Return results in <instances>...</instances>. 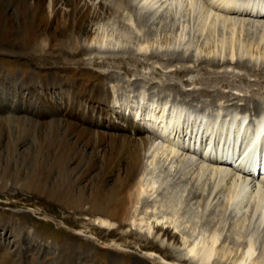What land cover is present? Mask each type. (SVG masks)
I'll return each mask as SVG.
<instances>
[{
    "label": "bare ground",
    "instance_id": "bare-ground-1",
    "mask_svg": "<svg viewBox=\"0 0 264 264\" xmlns=\"http://www.w3.org/2000/svg\"><path fill=\"white\" fill-rule=\"evenodd\" d=\"M170 1L169 6L175 5L179 13L190 10L194 15L197 14L199 33L207 39L204 48L208 55H213V59L202 64L217 69L234 66L247 70L259 80L264 79L262 0H140L137 5L135 3L138 0H0V43L7 42L15 46V51L0 47V54L26 59L31 54L40 57L38 54L44 53L48 59L56 61L65 57L81 70L87 57H92L96 51H102L105 47L109 48L106 34L111 31L112 23L118 28L112 36L119 31L121 36L128 40L131 38L129 27L121 20L127 17L134 21L136 29L144 31L143 39H139L137 52L147 59H158V53L149 51L151 47L148 37H151V30L147 24L160 8L156 10L155 4L152 6L151 3L163 5ZM116 20L118 23H115ZM162 20L166 21V17L162 16ZM165 32L174 34V29L172 31L171 27L165 26ZM175 34L178 38V31ZM172 43L169 41L167 44L169 58L165 61L166 70L177 67V64H190L192 60L179 54L176 49H170ZM114 52L121 55L128 54L131 50L118 47ZM131 54L134 55H129ZM217 56L222 58L221 61L215 59ZM246 58L249 59L248 62L244 61ZM114 60L120 63L127 76L135 73L126 63L141 66L139 61L130 56L115 57ZM62 69L61 72L64 73L70 70L68 67ZM176 71L184 76L192 73L190 69ZM109 75L107 78L103 76L107 82L113 79L119 81ZM121 83L85 87L83 83H66L53 73L48 79L39 78L35 70L30 71L26 79L0 75L1 88L10 92L13 90L20 95L23 104L34 101V111L38 113L36 119L14 112L0 115V192L8 191L11 187L20 188L25 193L38 194L73 211L78 218L98 225L97 229H100L104 237L112 239L111 243L115 245L109 249L107 264H123V259L129 254H125L120 248L130 247L127 239L135 234L126 229L139 226L146 220L155 241H149L146 245L149 251L147 253L151 256L158 254L169 262L179 261L185 264H264V236L261 238L259 234L264 228V174L261 175L264 170V160L261 159L264 155V104H230L239 114L234 111L228 113L216 131L215 126L221 115L212 114L204 125L205 130L202 129L206 133L210 129L211 133H215L214 144H209L208 148L211 157L202 153V157L196 160L193 156L197 157L195 153L202 150L197 146L199 144L203 148V138L185 145L173 141L171 136L161 135L160 132H149L137 120L127 116L125 109L128 110L130 106L122 104L121 96L125 95L130 99L133 90L129 82ZM208 83L211 80L205 84ZM134 87V91L139 93L138 100H144L146 95L140 90V86ZM207 90L203 89L200 93L194 90V93H207L215 98L218 96L225 99L224 95ZM170 93L175 99L185 96L183 91L176 88H171ZM166 99L165 107L160 110L162 116H165L169 106ZM193 100L188 103L184 101V104L177 100L176 104L173 103L174 110L166 130L170 129L171 124L173 127H180L182 119L186 118L183 113L187 107L194 109L192 113H206V109L218 106V102L207 104L197 101L194 104ZM250 107L256 112L257 120L246 126L247 123L243 120L246 117H241L240 114L250 112ZM218 109L220 110L217 108V111ZM4 118L10 122L15 120L17 134H10V129L6 133L9 121ZM155 119L153 122L158 121L159 117L155 116ZM197 120L191 127L197 128ZM200 125L201 123L198 124ZM218 134L219 138L226 134L229 140L234 135L241 141L235 142L236 145H231L230 142L226 144L225 141L223 145L217 143L215 146ZM213 136L210 138L212 142ZM160 145L164 148L159 152L165 151L163 155L167 156V161L183 156L179 160L181 169L192 172L199 185L198 190H190L183 201L178 194L181 193V186L172 188L168 196L165 195L167 213L176 217L180 215V219H184L190 214V209H185L190 207L192 210L198 202L208 217H216L219 212V221L215 222L216 219L213 218L204 223L208 229V237L201 243L191 241V232L186 229H183L181 237L167 228L166 224L161 225L159 221L147 218L152 205L145 202L144 198L152 193L154 183L148 180L147 159ZM225 153L233 156L227 157ZM235 157L237 162L232 167L229 162L234 161ZM240 158L241 163H238ZM201 183L206 186L209 184L206 192L204 185L200 187ZM253 183L256 187L250 192L249 187ZM215 203H219V208L216 211L210 210ZM183 210L184 213L181 214ZM173 224L177 229L180 227L178 220L173 221ZM194 225L192 223L191 227H196ZM227 225L234 237L223 239V231ZM1 226L4 229L0 238V264H29V252L39 253L40 256L49 255V261L44 264H105L89 249L79 245L75 236L66 235L62 242L50 243L48 249H34L32 244L39 241L38 237H24V230L10 218ZM77 228L82 230L79 226ZM182 250L187 251L186 256L189 255L190 260L175 257L177 251ZM151 263L145 258L133 256L127 264Z\"/></svg>",
    "mask_w": 264,
    "mask_h": 264
},
{
    "label": "rangeland",
    "instance_id": "rangeland-1",
    "mask_svg": "<svg viewBox=\"0 0 264 264\" xmlns=\"http://www.w3.org/2000/svg\"><path fill=\"white\" fill-rule=\"evenodd\" d=\"M139 2L140 0H138V2H136L135 4L137 5L139 4ZM170 3L171 1L168 3H164L163 5H161V3L156 2L151 3L152 6L153 4H155L154 7L156 10L158 8L160 9H158L159 12L157 13V15L151 18V20L147 24L149 30H151V37H148L151 40L148 38L147 39L149 40L151 47L149 49L150 53H158V55L160 56L158 57V59L149 58V61L147 57H144L143 54L141 55L139 52H137L139 46V39H143L144 31L140 32L138 29H136V24L134 23V21L126 17V19L121 20H124L122 23H124L126 27H129L131 31V38L128 40L126 37H123V35L121 36V32L119 31H116L114 36H112L114 31L118 30L117 26L112 23V26L110 28L111 31L109 30V34H106L101 31L102 34H106V40L108 41L109 48H106L104 46L105 48H103L102 51L98 50L94 53L92 57H87V61L84 62L85 65L81 68L83 72H81L80 69H77L78 65H76L75 63L68 62L65 57L60 61H56L52 58L48 59V57L44 53L41 55L38 54V56L40 57H37L36 54H31V56L26 59L13 57L11 55L9 56L0 54V75H2V77L18 76L21 79H26L29 72L35 70L38 72L39 78L48 79L50 78V74L53 73L56 78H62L66 83L72 81L80 84L83 83L82 85L85 87H98L100 85L107 84L113 86L117 85L118 82H129L128 84L132 86L131 88L133 90V93H131L130 95V99H127L125 95L121 96L122 104H124L125 106H130L128 110L125 109L126 114L127 116H129V118L131 117V119L137 120V122L140 123L143 127L148 126L150 128V130H148L149 132H160L161 135L171 136L173 141L181 142L185 145L190 142H192L193 144L194 141H200L203 138V148H200L199 144L197 148L202 149L203 151L200 150V152L209 156V144L213 146L215 140V133H211V129L209 130V133H206V131L203 132V130H205V123H208L207 120L212 114L221 115L220 121H218L217 125L215 126L216 131L218 130V128H220V124H222V119H226V115L228 113L236 110L235 107H231L233 103H240L239 105L242 104L243 106L245 104L247 105L248 103L254 104L257 102L264 104V79L259 80L247 70L234 68V66L221 68V70L213 68L207 64H202L203 62L208 61L209 59H213V55H208V52H206L204 48L205 44L207 43V39L205 40V37L201 33H199L197 23L198 17L196 16L197 14L194 15V13H192L190 10H187V12L185 11L183 13H179V11L177 12L175 5L169 6ZM205 6L206 4L204 5V7ZM162 16L166 17V21L162 20ZM115 23H118L117 20ZM165 26L171 27L172 31L174 29V34H172V32L166 33ZM177 31L178 38H176L175 34ZM123 40L126 41L123 42ZM169 41L173 42V46L171 45L170 49L172 47V49H176L179 54L192 58L191 62H189L190 64L181 63L177 64V67H173L172 69H165V61L169 58V54H167V50L169 47L167 44H169ZM114 45L115 47H113ZM0 47L7 51H15V46L12 43L1 42ZM118 47L130 49V53H134V55H129L130 53L118 55L116 54V52H114V50H117ZM129 56L134 58L136 61H139L141 64V66H139L135 63H126L127 67L131 68L135 73L132 76H127L125 74V71L120 66V63L114 60L115 57ZM64 59H66V61ZM215 59L218 61L220 57L217 56L215 57ZM221 59L219 61H221ZM248 60L249 59L246 58L244 61L248 62ZM38 64L44 66L39 67L40 69H38L36 67V65L39 66ZM63 67H68L70 68V70L66 73L61 72L63 70ZM184 69H190L192 73L188 76H184L183 74H178L176 71ZM109 74L113 75L114 78L119 79V81L113 79L108 80L107 82V80L104 79L103 76L107 78L106 76H108ZM209 80H211V83L205 84ZM196 81L198 82V84H193ZM189 83L192 86H189ZM137 85L140 86V90H142V92H144L146 95L144 100H138L139 93H137V91H134V86ZM171 88H176L178 90L183 91L185 96L182 97L184 98L176 97L175 99V96H172V94L170 93ZM203 89L212 90L214 92H217L216 94H222L225 96V99L218 98V96L215 98L214 96H211V94L207 93L200 95L194 93V90L200 93V91H203ZM259 90H261V92ZM0 97V115H6L9 112H14L18 113L19 115H27L35 119L38 117V113L34 111V101H31V104H23V98L20 95L14 93L13 90H11L10 92L8 89L5 88L0 89ZM230 97L232 98L230 99ZM234 98H236L238 102H236V100L233 101L232 99ZM165 99L168 100L169 106L167 105L168 108L166 110L165 116H162L163 113L160 112V110L162 111V108L165 107ZM176 100L181 104H184V101H186L187 103L192 102V100L195 102H193L194 104H197V101H199L200 103L207 104H211L212 102L216 104L218 102V106L214 107V109H206V113H192L194 109L191 108V106L189 107L190 109L187 107V109L183 113L184 117L186 118L182 119L180 127L177 128V125L173 127V125L171 124L170 129L166 130L171 120L172 110H174V107L172 106L176 104ZM222 102L224 104H222ZM22 106H24V108ZM217 108H220V110L222 109V111H220L219 109V111H217ZM43 109L44 108H42V110ZM183 109H185V106L183 107ZM248 111L250 112L246 114H240L241 117H246L243 119L247 123L246 126H248L249 123H253L255 122V120H257V115L253 108L250 107V110ZM234 113L238 112L234 111ZM147 115L148 118H146ZM155 116L159 117V119L158 121L153 122L156 120ZM5 119L7 122L9 121L7 118H4V120ZM184 119L189 121H184ZM229 119L230 118H228L227 121L228 123ZM195 120L198 121L197 128L191 127L192 123H194ZM6 121L5 123L7 124ZM200 123L201 125L198 126V124ZM15 124H17L15 120L12 119L11 122L9 121L7 124L8 129L5 130L6 133L10 129V134H17V130H15L14 128ZM171 132H173V134ZM211 135H214L213 142L210 140ZM227 138L228 136L226 137V134L225 136H223V138H219L218 134L215 141V146L217 143L219 145H223L225 141L226 144L230 142L231 145L232 143L236 145L235 142H237V138L234 137V135L231 136L230 140ZM163 148L164 147L160 145L159 149L153 152L152 155H149L147 159V165L149 168L148 180L154 182L152 186V193L150 195L145 196L144 198L145 202H148L152 205V208L148 212L147 218H151V221L154 222L159 221L161 225L166 224L167 228H170L173 232H176L181 237L183 236V229H186V231L191 232L190 234L192 237L189 238L191 241L195 243H201L203 242V240L206 239V237H208V229L204 225L206 220H213L214 218L216 219L215 222H217L221 219V217L218 216L219 212L217 213L216 217H208V214L203 212L201 203L199 202L192 207V210L190 207L185 209H190V214L187 215V217L184 219H180V215L176 217L167 213V208L165 205L167 198H165V195L167 197V194H169L172 188H179L181 186V193L178 194L181 198V201H183V199L185 200L187 198L189 191L198 190L199 185L196 180V177L192 174V172L189 173L190 171H183V169H181V164H179V160H182L183 156L180 155L176 157V159L171 158L167 161V156L163 155L165 151L159 152V150H163ZM222 149L223 148H221V150ZM225 154L227 157L233 156L228 155V153ZM193 157L194 159L199 160L198 156V158L195 156ZM240 160L241 158L239 159L238 163H241ZM202 185L205 186L204 190L206 192L209 187V184H207L206 186L204 183H201L200 187ZM255 187V183L251 184L249 187V191H254ZM220 202H223V198ZM58 205L59 204L48 200L46 197H40V195L38 194L36 195L35 193H25L20 188L10 187L8 191L0 192V223H2L0 224V238L4 229L1 225H3V223L6 222L8 218H10L11 220H13L15 225L20 226L24 230V237L28 238L30 235L32 237H38V240L40 242L38 241L37 243L32 244V247L34 249H36L37 247L48 249L50 243L62 242L66 239V235L68 237L75 236L79 245H81L83 248L89 249L91 253L97 258H99L101 262L107 264L109 249L115 246L113 243H111L112 239L104 237L105 235L100 232V229H97L96 226L98 225H95L94 223L92 225V223L90 224L88 221L83 220L80 217L78 218L77 215L73 214V211L67 210L64 207ZM217 207L219 208V203L211 205L210 210L216 211ZM182 212L184 213V210L181 211V214ZM192 214L193 216H190ZM175 220H178V224L180 225L178 229L175 228V224H173V221ZM147 221L148 220H146V222ZM146 222L140 224L139 226L136 225L135 227H131L132 229L130 227L126 229L127 232H130L132 230L135 232V234L133 236H130L129 239H127L128 246L130 247L120 248L122 252H124L125 254H129L125 257V259H123V264H127L130 258H133V256L145 258L149 263L152 262L151 264H185L179 261L169 262L158 254H155L156 256H151L150 253H147L149 252L146 248L147 243L149 241H155L152 239V235L149 232V225H147ZM191 222L195 224L194 226L198 228L195 229L196 227H191ZM74 225L76 226L74 227ZM78 226L81 227L82 230L77 228ZM7 227L10 228V226ZM189 228L191 231L189 230ZM229 229L230 227L228 225L226 228H224L223 239L234 237L231 230L229 231ZM259 234L261 238L262 236H264V228L261 229V232H259ZM229 246L233 247V244H230ZM257 253H259V251ZM187 254L188 253L186 250H182L181 252L177 251L175 257L177 259L183 258L186 260H190V256H186ZM27 256L29 258V264H44L50 259L49 255L43 254L40 256L39 253L34 254L32 252H29ZM228 264H230V262Z\"/></svg>",
    "mask_w": 264,
    "mask_h": 264
}]
</instances>
